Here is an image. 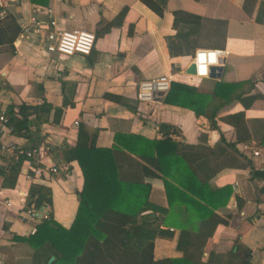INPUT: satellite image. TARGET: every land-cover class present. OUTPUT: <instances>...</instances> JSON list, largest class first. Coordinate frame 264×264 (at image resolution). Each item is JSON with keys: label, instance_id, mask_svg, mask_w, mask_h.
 I'll use <instances>...</instances> for the list:
<instances>
[{"label": "crops", "instance_id": "0c3cea01", "mask_svg": "<svg viewBox=\"0 0 264 264\" xmlns=\"http://www.w3.org/2000/svg\"><path fill=\"white\" fill-rule=\"evenodd\" d=\"M4 2L20 27L28 25L34 13L45 18L49 8L60 30L87 29L97 37L89 55L74 54L69 59L45 52L39 36L0 44V109L11 103L40 104L44 99L63 108L57 77L76 82L75 107L63 108L58 123H53L52 112L49 121L31 129V139L11 131L4 136L5 142L19 149L48 146V154L33 162L34 166L53 163L59 171L32 180L33 173L24 163L15 188L3 186L0 176V264H52L55 260L13 236H30L43 220L28 217L25 209L36 180L52 189L54 220L66 229L72 226L84 176L77 161H68L65 151L75 146L80 125L89 134L96 133L98 148L115 149L121 176L149 185L147 200L168 209L156 214L162 232L154 242L155 260H180L186 249L205 264H241L247 257L250 264H264V0H165L162 15L142 0ZM124 7L122 23L103 33L106 23L113 22ZM198 47L226 55L223 66L210 67L208 78L189 73ZM163 75L172 76L171 83L178 86L176 100L182 104L166 102V93L153 103H140L137 84ZM239 112L245 115L241 126L226 122L225 118ZM211 120L217 128H212ZM160 123L179 129L180 134L172 138L186 145L183 161L190 173L181 176L177 187L184 182L199 190L200 179L212 192L231 187L225 206L213 210L229 219L228 225L210 218L190 223L192 214L181 204V195L169 206L158 161L137 156L116 143L119 139L146 151L145 142L165 139ZM2 140L0 166L8 157L1 149ZM44 209L45 213L49 210ZM193 224L198 225L197 231H192L196 230ZM189 230L201 241L205 239V244L184 245ZM201 247L204 251L199 253Z\"/></svg>", "mask_w": 264, "mask_h": 264}, {"label": "trees", "instance_id": "16d2710c", "mask_svg": "<svg viewBox=\"0 0 264 264\" xmlns=\"http://www.w3.org/2000/svg\"><path fill=\"white\" fill-rule=\"evenodd\" d=\"M142 2L162 15L165 0H142ZM125 12L126 7L115 16L113 22L106 23L107 27L102 32H108L114 24L122 23ZM21 31L22 28L15 18L7 14L0 20V44L12 45ZM57 79L64 98L63 108L75 107L76 82L64 81L60 76ZM176 87L177 84L171 83L170 89L166 92V102L173 105L182 104L176 100ZM243 101L245 105H250L244 99ZM123 104L127 102L123 100ZM128 106L134 111L138 109L132 105ZM184 106L191 107L190 104ZM63 108L54 107L46 99L35 105L25 102L11 103L6 109L7 124L13 135L31 139V129L49 121L52 112H54L53 123H58ZM244 117V113L239 112L225 120L238 128ZM211 126L217 128L213 120ZM159 131L166 135L165 139L145 142L146 151H138L119 139L115 140L137 156H146L158 161L168 193L169 206H173L177 196L181 195L183 197V200H180L181 204L192 214L189 218L190 223H194L196 219L210 218L220 225H228L229 219L219 217L213 210L225 206L230 197L228 190L230 191L231 187L226 186L212 192L209 184L201 179L197 183L199 190L193 189L184 182L179 186L184 191L177 187L176 183L180 181L181 176L183 177L185 172L190 173L183 161L186 155L182 151L186 145L173 140L172 135L180 134L179 129L173 125L160 123ZM77 137L75 146L67 147L65 151L68 161H77L84 176V186L78 195L76 218L72 226L66 229L54 220L50 209L52 189L36 180L29 190L25 209L33 207L37 211L43 207L49 210L45 213L46 217H43L42 222L37 225L36 234L28 237L13 236L14 240L25 242L36 250L40 248L46 251L48 259L51 255L55 257L52 264H205L200 260L196 261L195 254L193 252L191 255L188 254L186 249H183L184 256L180 260L172 258L155 260L154 242L162 232L160 217H156V214L166 213L168 209L147 200L149 185H138L119 174L115 149L98 148L96 133L89 134L85 127L80 125ZM116 146L117 144L115 148ZM27 160L25 153L18 155L16 161L10 156L5 159V164L0 166L3 186L15 188L17 177ZM32 164L34 166L33 161ZM67 170L64 169L66 172ZM252 173L257 174L253 171ZM207 194H210V197ZM147 212L149 213L145 214ZM193 226L196 230L192 231H197L198 225L193 224ZM192 231L189 230L184 245L205 244L206 240L201 241L200 237L193 236ZM178 245H181V241ZM202 251H204L203 247L199 249V253ZM241 261V264H250L248 257Z\"/></svg>", "mask_w": 264, "mask_h": 264}, {"label": "built area", "instance_id": "2783aa9c", "mask_svg": "<svg viewBox=\"0 0 264 264\" xmlns=\"http://www.w3.org/2000/svg\"><path fill=\"white\" fill-rule=\"evenodd\" d=\"M45 11V18L38 16L36 13L32 14L30 17L31 22L21 27L22 31L15 41L21 39L34 40L35 37L39 36L43 38V49L45 52L54 54L63 59H69L74 56V54L89 55L91 53L96 41L94 32L87 29H75L74 31L60 30L57 20L52 16L51 9L47 8ZM7 14L6 4L4 0H0V20L4 19ZM221 52L224 53V51ZM225 56L226 55H224V57ZM223 58L221 59L223 60ZM171 77L170 75H163L138 83L136 87L137 100L140 103L147 104L155 102L157 97L162 96L170 89ZM0 110V137L3 139L1 142V149L8 154V157L10 156L16 161L18 155L25 153L28 159L25 163L29 165L33 173V177L30 176L32 180L33 178H41L40 176L45 172L57 174L59 171L58 167L53 163L49 165L43 164V166L38 165L36 167L32 165V161L36 164L38 158L48 154V146H36L24 151V149H19L14 143L4 141L5 134L11 130L7 124L6 108L3 107ZM26 214L28 217L35 220H37V218L46 217L45 213L40 214L39 210L36 211L33 207L27 209ZM36 232L37 229L33 228L31 230V235L36 234Z\"/></svg>", "mask_w": 264, "mask_h": 264}, {"label": "clouds", "instance_id": "9594fccd", "mask_svg": "<svg viewBox=\"0 0 264 264\" xmlns=\"http://www.w3.org/2000/svg\"><path fill=\"white\" fill-rule=\"evenodd\" d=\"M224 53L217 49L196 48L194 59L189 67L195 65V74L202 78L210 76V66H223L222 59Z\"/></svg>", "mask_w": 264, "mask_h": 264}, {"label": "water", "instance_id": "95a60500", "mask_svg": "<svg viewBox=\"0 0 264 264\" xmlns=\"http://www.w3.org/2000/svg\"><path fill=\"white\" fill-rule=\"evenodd\" d=\"M195 72V65H192L190 68H189V73L191 74H194ZM161 94V93H160ZM39 213L42 214V213H45V209L43 207H40L39 208ZM51 260H54V258L52 257Z\"/></svg>", "mask_w": 264, "mask_h": 264}]
</instances>
